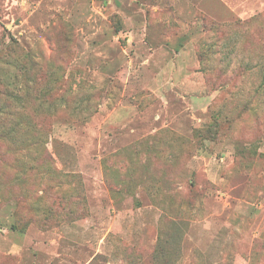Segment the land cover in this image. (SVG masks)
<instances>
[{"label": "rangeland", "instance_id": "obj_1", "mask_svg": "<svg viewBox=\"0 0 264 264\" xmlns=\"http://www.w3.org/2000/svg\"><path fill=\"white\" fill-rule=\"evenodd\" d=\"M0 264H264V0H0Z\"/></svg>", "mask_w": 264, "mask_h": 264}, {"label": "trees", "instance_id": "obj_2", "mask_svg": "<svg viewBox=\"0 0 264 264\" xmlns=\"http://www.w3.org/2000/svg\"><path fill=\"white\" fill-rule=\"evenodd\" d=\"M201 57H202V54H201Z\"/></svg>", "mask_w": 264, "mask_h": 264}]
</instances>
